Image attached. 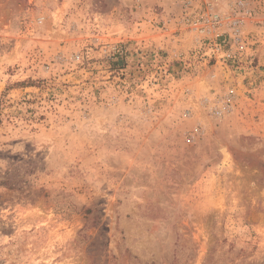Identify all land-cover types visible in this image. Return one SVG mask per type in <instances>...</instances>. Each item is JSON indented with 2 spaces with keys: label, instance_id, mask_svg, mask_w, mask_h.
<instances>
[{
  "label": "rangeland",
  "instance_id": "374dc122",
  "mask_svg": "<svg viewBox=\"0 0 264 264\" xmlns=\"http://www.w3.org/2000/svg\"><path fill=\"white\" fill-rule=\"evenodd\" d=\"M246 1L257 67L232 83L175 59L176 0H0V264H264Z\"/></svg>",
  "mask_w": 264,
  "mask_h": 264
},
{
  "label": "built area",
  "instance_id": "2783aa9c",
  "mask_svg": "<svg viewBox=\"0 0 264 264\" xmlns=\"http://www.w3.org/2000/svg\"><path fill=\"white\" fill-rule=\"evenodd\" d=\"M178 13L160 20V28L172 30V40L181 49L175 59L182 65L197 60L202 65L213 62L228 72L227 81L235 78V71L245 66L250 75L255 69L252 56L257 40L243 31L244 18L249 15L246 0H176ZM159 26V25H157ZM233 72V75L231 74ZM233 93L228 88L226 95Z\"/></svg>",
  "mask_w": 264,
  "mask_h": 264
}]
</instances>
